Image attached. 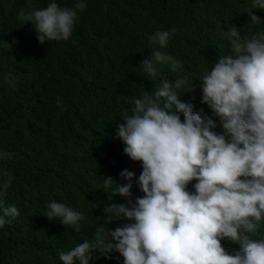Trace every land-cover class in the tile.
<instances>
[{"label":"trees","instance_id":"trees-1","mask_svg":"<svg viewBox=\"0 0 264 264\" xmlns=\"http://www.w3.org/2000/svg\"><path fill=\"white\" fill-rule=\"evenodd\" d=\"M49 2L0 0V151L11 154L0 167L14 176L5 201L19 211L0 229V264H63L61 252L106 224V206L128 205V199L106 192L103 182L111 177L127 183L120 179L122 170L137 178L142 171L115 134L135 99L151 95L163 81L187 76L193 90L181 101L212 116L197 78L230 54L222 30L234 26L242 38H251L264 29V10L253 9L262 22L249 25L251 0H87L68 41L41 44L31 22L24 24L17 15ZM159 30L171 33L164 51L180 60L183 70L173 73L165 65L156 77H147L140 65L152 51L148 37ZM132 192L133 201L143 195L135 185ZM52 201L84 215L79 232L44 216ZM126 223L121 217L107 226L114 230ZM261 228L259 233L264 223ZM222 245L239 248L228 241ZM92 264H123V257L116 253Z\"/></svg>","mask_w":264,"mask_h":264},{"label":"clouds","instance_id":"clouds-1","mask_svg":"<svg viewBox=\"0 0 264 264\" xmlns=\"http://www.w3.org/2000/svg\"><path fill=\"white\" fill-rule=\"evenodd\" d=\"M87 6V0H74L72 7L50 0L46 8L20 11L17 20L31 22L41 44L68 41ZM253 9L264 10V0H251L247 11L249 25H260ZM221 35L230 54L197 78L202 103L213 115L181 101L193 90L187 76L163 81L151 95L136 98L115 134L142 171L137 178L122 170L120 179L127 183L111 177L103 182L106 192L128 199V205L106 206V224L97 225L91 239L61 252L63 264H92L94 258L111 260L116 253L123 264H264V232L258 230L264 223V29L242 38L233 26ZM170 38L166 30L148 37L152 51L140 65L147 77H156L165 65L182 72L181 61L164 51ZM57 105L62 106L59 99ZM10 156L0 151V163ZM13 179L0 167V229L19 215L5 201ZM134 185L143 195L133 201ZM44 216L76 232L85 220L56 201ZM121 217L129 223L114 230L107 226ZM222 241L239 248L229 251Z\"/></svg>","mask_w":264,"mask_h":264}]
</instances>
